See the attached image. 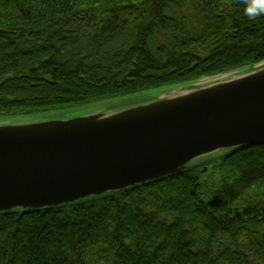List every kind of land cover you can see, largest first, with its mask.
Returning <instances> with one entry per match:
<instances>
[{
  "label": "trees",
  "instance_id": "obj_1",
  "mask_svg": "<svg viewBox=\"0 0 264 264\" xmlns=\"http://www.w3.org/2000/svg\"><path fill=\"white\" fill-rule=\"evenodd\" d=\"M247 0H0V120L264 62ZM0 264H264V144L49 209L0 212Z\"/></svg>",
  "mask_w": 264,
  "mask_h": 264
},
{
  "label": "water",
  "instance_id": "obj_2",
  "mask_svg": "<svg viewBox=\"0 0 264 264\" xmlns=\"http://www.w3.org/2000/svg\"><path fill=\"white\" fill-rule=\"evenodd\" d=\"M264 144V66L124 110L0 126V212L49 209Z\"/></svg>",
  "mask_w": 264,
  "mask_h": 264
},
{
  "label": "rangeland",
  "instance_id": "obj_3",
  "mask_svg": "<svg viewBox=\"0 0 264 264\" xmlns=\"http://www.w3.org/2000/svg\"><path fill=\"white\" fill-rule=\"evenodd\" d=\"M264 66V62L259 63L255 67ZM254 67V68H255ZM252 70L248 71H233L230 73H225L221 75H217L210 78L200 79L195 82L179 85V86H171V87H159L154 89H149L145 91H141L132 95H126L106 100H101L92 103L81 104L74 108L58 110V111H51L40 113L36 116L27 117V118H9V119H2L0 120V126L6 125H21V124H29V123H36V122H47V121H64L69 119H74L78 117H84L89 115H96V114H108L120 110H124L130 107H135L138 105L150 103L152 101H156L161 98L170 97L172 95L181 94L189 89L193 88H201L210 86L216 83H221L225 81H229L235 77H239L243 74H247ZM225 153V152H223ZM222 156V152L215 153L213 155L200 158L191 164H196L200 161H205V159H210L215 157L218 159Z\"/></svg>",
  "mask_w": 264,
  "mask_h": 264
},
{
  "label": "clouds",
  "instance_id": "obj_4",
  "mask_svg": "<svg viewBox=\"0 0 264 264\" xmlns=\"http://www.w3.org/2000/svg\"><path fill=\"white\" fill-rule=\"evenodd\" d=\"M245 15L250 20L264 16V0H247Z\"/></svg>",
  "mask_w": 264,
  "mask_h": 264
}]
</instances>
